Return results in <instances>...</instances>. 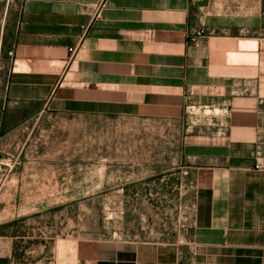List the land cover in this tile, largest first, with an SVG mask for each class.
Here are the masks:
<instances>
[{
	"label": "crops",
	"instance_id": "crops-1",
	"mask_svg": "<svg viewBox=\"0 0 264 264\" xmlns=\"http://www.w3.org/2000/svg\"><path fill=\"white\" fill-rule=\"evenodd\" d=\"M15 6L0 81L3 137L46 110L176 120L189 107H209L223 115L217 140L200 134L185 145L194 210L178 237L99 241L77 254L73 242L61 252L57 235L48 261H30L20 245L37 253L42 237L35 220L32 232L18 231L22 214H13L0 220V264H264V0ZM201 27L212 34L189 42Z\"/></svg>",
	"mask_w": 264,
	"mask_h": 264
},
{
	"label": "rangeland",
	"instance_id": "rangeland-1",
	"mask_svg": "<svg viewBox=\"0 0 264 264\" xmlns=\"http://www.w3.org/2000/svg\"><path fill=\"white\" fill-rule=\"evenodd\" d=\"M16 3L0 0V81L10 63ZM222 115L209 107H189L176 120L46 110L7 136L0 131V162L9 165L0 220L22 214L17 230L32 232L28 221L35 220L42 237L34 240L37 253L25 254L21 244L19 257L48 261L57 235L61 252L65 241L77 254L99 241L178 237L194 210L185 145L200 134L217 140Z\"/></svg>",
	"mask_w": 264,
	"mask_h": 264
},
{
	"label": "built area",
	"instance_id": "built-area-1",
	"mask_svg": "<svg viewBox=\"0 0 264 264\" xmlns=\"http://www.w3.org/2000/svg\"><path fill=\"white\" fill-rule=\"evenodd\" d=\"M212 34V32L207 27H201L194 32L190 33L188 36V41L194 44L200 43L203 39H206ZM73 51V48H71ZM257 168L260 167V163L256 165Z\"/></svg>",
	"mask_w": 264,
	"mask_h": 264
},
{
	"label": "water",
	"instance_id": "water-1",
	"mask_svg": "<svg viewBox=\"0 0 264 264\" xmlns=\"http://www.w3.org/2000/svg\"><path fill=\"white\" fill-rule=\"evenodd\" d=\"M8 170H9V165L0 162V188L7 176Z\"/></svg>",
	"mask_w": 264,
	"mask_h": 264
},
{
	"label": "bare ground",
	"instance_id": "bare-ground-1",
	"mask_svg": "<svg viewBox=\"0 0 264 264\" xmlns=\"http://www.w3.org/2000/svg\"><path fill=\"white\" fill-rule=\"evenodd\" d=\"M7 178V177H6ZM3 185V184H2Z\"/></svg>",
	"mask_w": 264,
	"mask_h": 264
}]
</instances>
